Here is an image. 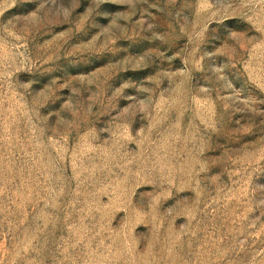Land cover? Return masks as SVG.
<instances>
[{"label": "rangeland", "instance_id": "374dc122", "mask_svg": "<svg viewBox=\"0 0 264 264\" xmlns=\"http://www.w3.org/2000/svg\"><path fill=\"white\" fill-rule=\"evenodd\" d=\"M0 264H264V0H0Z\"/></svg>", "mask_w": 264, "mask_h": 264}]
</instances>
